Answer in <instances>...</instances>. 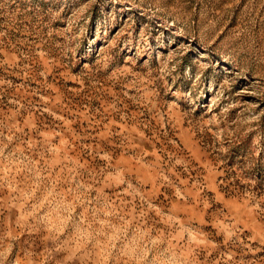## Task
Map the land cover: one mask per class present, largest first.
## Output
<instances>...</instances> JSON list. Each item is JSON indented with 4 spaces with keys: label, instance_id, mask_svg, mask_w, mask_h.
<instances>
[{
    "label": "rangeland",
    "instance_id": "1",
    "mask_svg": "<svg viewBox=\"0 0 264 264\" xmlns=\"http://www.w3.org/2000/svg\"><path fill=\"white\" fill-rule=\"evenodd\" d=\"M0 264H264V0H0Z\"/></svg>",
    "mask_w": 264,
    "mask_h": 264
}]
</instances>
